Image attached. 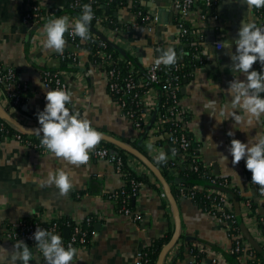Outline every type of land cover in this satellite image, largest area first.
<instances>
[{"label": "crops", "instance_id": "obj_1", "mask_svg": "<svg viewBox=\"0 0 264 264\" xmlns=\"http://www.w3.org/2000/svg\"><path fill=\"white\" fill-rule=\"evenodd\" d=\"M126 1L143 8L147 13H158L160 17V22L153 31L139 24L125 37L127 46L132 48L130 55L135 62L133 63L135 68L138 67L136 64L144 67L154 61L153 58L146 62L147 50H152L154 56H158L156 49L169 46L175 49L181 44L177 13L172 0ZM41 2L50 10L49 18L58 16L69 18L71 17L69 14H73L66 12L68 0ZM201 7H205V4L201 3ZM27 10L25 0H0V63L16 71L18 77L29 85V90L24 93V113L16 112L14 117L26 125L36 126V121L33 120H38L37 113L42 111L47 103L46 92L51 90L43 83L42 71L45 68L56 69L62 72L67 91L72 93V103L68 105L70 110L80 112L81 116L86 117L98 131L136 147L139 141L138 133L132 123L122 115L110 95L107 72L96 64L88 67L91 64L90 52L69 42H66L65 48L68 52L76 54L79 64L63 66L59 53L42 47L39 38L42 36L44 22L32 28L24 22ZM256 10L255 8L250 10V21H256ZM212 11L220 14L221 24H218L211 14L204 21L198 11L190 16L201 31L203 52L209 45L216 55L211 59L204 56L205 64L190 73V78L181 89L182 103L191 116L188 138L191 150L199 155L204 164L210 166L212 173L229 178L233 182L231 196L234 209L235 198L239 196L235 197V193L232 192L236 191L241 195L239 215L242 223L259 243L260 235L257 228L261 227L260 217L264 218V193L251 183L246 160L242 159L239 164L233 165V158L228 149L233 138L247 143L250 136L264 132V116L256 123L255 128L247 129L245 132L239 130L240 124L235 125L234 119H227V116L220 117L226 120L218 123L211 114L212 108L208 106L214 100L217 104L213 106L214 111L218 107L223 109L232 99L226 92L229 82L236 78V75H239L241 80L246 79L244 74H234L231 71L233 62L228 54L229 49L217 45L225 42L232 45L231 51L235 52L234 40L238 38V30L247 13V5L242 0H217ZM135 14L136 12L132 13L129 9H123L119 14L120 22L132 20ZM72 17L71 20H74L77 15ZM107 28L109 31L110 28ZM108 31L101 30L106 35ZM107 36L114 44L118 42L123 44V40L116 42L111 34ZM37 80L40 83H37ZM2 100L3 95L0 91V101L3 102ZM229 130L234 132V137L227 135ZM140 145L142 147L140 150L161 170L170 160H179V167L182 164L180 158L170 152L169 147L164 150L168 155L167 164H164L157 163L145 147L141 143ZM219 153L228 156L227 166L220 159ZM133 156L129 161L130 165L138 172L145 173L149 179V182L142 186L139 197L134 200L136 207L134 211L141 214L140 220L121 215L110 199V195L121 189L125 182L107 162L90 155L87 163L72 165L38 149L35 145H26L8 135L0 136V226H7L37 214L54 212H59L74 221L97 216L91 229L92 244L85 248H76L77 255L72 264H136L137 253L149 246L153 239L163 237L171 230L174 233L176 221L162 184L153 173L145 169L146 165L141 160L134 156L145 167H141ZM57 168L67 171L73 182V187L66 196L60 195L54 185L41 186V181L46 179L48 171ZM231 170L239 175L240 181ZM170 186L173 190L172 183ZM246 201L252 204L248 218L245 215ZM177 202L181 218V235L177 243L182 246L187 239L191 241L192 246L206 248L201 252L203 255L198 264H214L213 252H219L228 260L227 257L230 255L227 249L232 241L223 227L209 217L194 200L178 197ZM0 246L11 252L14 243L2 240ZM29 247L35 252V247ZM190 259L191 254L185 248V258L179 264H188ZM5 264H8L7 260ZM30 264L37 262L33 260ZM41 264L45 262L41 260ZM238 264L244 263L239 260Z\"/></svg>", "mask_w": 264, "mask_h": 264}, {"label": "built area", "instance_id": "obj_2", "mask_svg": "<svg viewBox=\"0 0 264 264\" xmlns=\"http://www.w3.org/2000/svg\"><path fill=\"white\" fill-rule=\"evenodd\" d=\"M25 1L28 5V10L24 15V22L29 24L31 28L37 25L39 26L43 22L45 24L49 19L50 10L42 4L41 0ZM97 3L98 0H89L86 3L83 2V0H73L70 7L72 9L80 8L82 10L84 4H90L93 10L94 5ZM216 3L217 0H205V7H201L200 0H172L173 8L177 13L180 42L182 43L185 37L191 36V43L201 47L197 51L198 59L202 58L203 53L201 46V31L197 28L198 25L192 22L190 16L193 12L198 11L201 19L204 21L208 18L209 14H211L212 18L218 24H221L222 21L220 19V14L216 11L211 12ZM261 9L263 8L256 10L255 23L257 26H264V13ZM75 15L76 14H69L71 17ZM71 17H69L70 20ZM134 17L135 18L132 20L120 22L119 26L112 27L110 25L105 26L102 23V19L100 17H95L94 15L93 19H95V22L94 25H92L94 31L89 33L90 39L82 41H92V39L97 36L95 31H108L107 27H109L110 29L107 35L111 34V37H114L116 42L123 40V44L118 42V44L115 45L119 48L125 49L128 53H131L132 48L127 46L125 39L128 32L139 24L145 25L149 31H153L155 26L160 22L158 13H144L142 11H137ZM101 33L104 34L103 32ZM70 35L72 37V44L80 47L79 43H74L76 36L72 35L71 31ZM107 35L104 34L108 39L109 37ZM92 54L95 55L94 53ZM60 55L63 59L67 56L68 58H72L73 62L70 63V65L79 64L76 54L74 52H68L65 47L63 53ZM100 56L102 57V60L97 63L96 66L107 72L109 93L120 108L122 115L132 123L138 133L140 143L145 147L148 153L154 157L158 151H164L169 147L171 152V149L174 148L176 150V157L180 158L185 164H187L186 162H189L190 169L199 170L200 164L203 163V161L198 154L191 150L190 140L188 138V127L191 121V116L189 110L182 103L181 89L184 86L181 79L182 76L176 74V72L181 70L183 66L178 62V58L182 56V53H180L179 57L177 55V63L172 66L165 67L163 64L157 65L155 61H152L145 67L144 75L135 68L133 62L128 59H123V62H127V65L129 66V69L127 70L129 75L123 79V84L121 83L120 78L121 72L116 67L117 62L113 59L112 53L103 51ZM253 70L264 71V68H262L258 61L253 65ZM162 71L166 74H176L175 78L171 76H162ZM133 74H136V76H132ZM42 76L43 83L46 85L45 87L49 89L63 88L67 90V84L61 71L44 69L42 71ZM158 83H162V87L158 88L156 86ZM140 86L147 87V90L144 92L141 91L138 89ZM28 90L29 85L18 77L16 71L0 64V91L3 95V102H1V104L3 103L2 105L13 116L14 114L12 111L16 110L15 108L23 103L24 93ZM9 108H11L12 111L9 110ZM33 121H36V126H40L37 119H34ZM14 128L17 131L10 134L7 128L2 126V134L0 136H11L26 145H35L38 149L47 152L40 145L41 137L35 134H26L16 127ZM24 134H26V136ZM151 142H154L153 151L149 152L146 146ZM125 154L126 159L123 155L113 151L105 145H98L90 153L91 157L100 159L113 166L115 171L125 182L122 189L110 195V199L117 206L118 212L121 215L132 217L134 220H140L141 214L134 211L128 205V200L124 197L127 196L125 187L128 185L131 186V195L136 201L137 197H139L140 190L145 183L143 181H138L135 178H128V173L124 165L125 160L128 162L131 160L132 155L126 151ZM133 158L137 160L136 162L141 167H145L137 158L134 156ZM178 164L179 160H170L167 164L171 172H174L175 175H179L184 169V166L179 167ZM204 167L212 173L209 165L204 164ZM145 169L149 173H152L147 167H145ZM212 174L214 176H209L211 186L199 183L188 186L176 182L180 197L194 200L197 193H202L206 196L209 205L204 209L202 208V210L223 227L232 241L231 246L227 249V253L236 254L237 258L244 264H252V260L261 263V259L257 256V253L250 248L252 245L246 238L244 232L238 231L236 227V217L238 214L234 209V201L231 196V190L234 187L233 182L229 178L220 177L214 173ZM251 209V202L246 201L245 215H247V218L249 217ZM64 217L65 216L59 212L45 215L37 214L30 218L17 220L7 226H0V241L7 240L15 244V241L19 239L23 240L29 246L35 247L36 242L33 238V234L37 226H39L41 228H46L55 234H59L66 247L69 244L74 248H85L90 246L93 242V236L87 226L93 224V221L97 216H88L86 219L79 221L70 219L64 220ZM260 222L264 223V218H261ZM67 229L69 230L68 235H66ZM257 230L260 235L259 243L264 247V226L259 229L257 228ZM179 244V242L176 243L172 250H170L166 257L165 264H173L174 258L181 248V244ZM195 247L196 246H192L188 250L191 254V259L188 261V264H197L196 254H194ZM196 249L199 253L206 250V248L201 247H196ZM213 253L214 264H230L229 261L219 252ZM136 264L154 263L149 256V253L142 249L137 253Z\"/></svg>", "mask_w": 264, "mask_h": 264}, {"label": "clouds", "instance_id": "obj_3", "mask_svg": "<svg viewBox=\"0 0 264 264\" xmlns=\"http://www.w3.org/2000/svg\"><path fill=\"white\" fill-rule=\"evenodd\" d=\"M242 2L247 5V13L238 30V38L234 40L235 52L231 51L232 45L225 42L217 47L229 49L228 54L233 62L231 71L234 74H244L246 79L241 80L239 75H236V78L229 82L226 92L232 99L223 109L218 107L214 111L213 106L217 105L214 100L208 106L212 108L211 114L218 123L226 120L220 117L227 116V119H234L235 125H241L239 130L247 132V129L255 128L256 123L264 116V71L253 70L257 61L264 68V26H257L249 17L251 9L264 8V0ZM93 18L90 4H84L81 13L74 20L70 21L67 16L49 18L43 25L42 36L39 38L42 47L62 54L66 44L65 34L69 31L81 40L90 39L89 28ZM155 51L159 53L158 56H154L152 50H147L146 62L154 58L157 65L172 66L177 63V52L173 47ZM213 52L215 51L208 45L202 55L211 59L216 55ZM37 83L40 81L37 80ZM46 101L45 108L37 113L40 127L34 130L35 134L41 137V147L51 156L69 164L87 163L90 153L103 139V134L93 127L86 117H82L80 112L70 110L68 105L72 103L71 92L63 88H51L46 92ZM227 135L234 137L235 134L229 130ZM153 145L154 142L147 144L149 152L153 151ZM228 151L233 158V165L239 164L242 159L246 160V168L251 172V183L258 185L261 193H264V132L250 136L247 143L233 138ZM171 152L176 154L174 148ZM219 157L227 166L228 156L219 153ZM154 159L157 163H167L168 155L164 151H158ZM232 172L240 181L239 175L235 171ZM53 185L60 195L66 196L73 187L70 174L62 168L49 170L46 179L41 181V186ZM33 238L36 242L35 252L19 239L15 241L11 252L0 246V264H5L6 260L8 264H30L33 260L37 264H41V260L45 264H72L77 255L76 248L71 244L66 247L59 234L46 228L37 226Z\"/></svg>", "mask_w": 264, "mask_h": 264}, {"label": "trees", "instance_id": "obj_4", "mask_svg": "<svg viewBox=\"0 0 264 264\" xmlns=\"http://www.w3.org/2000/svg\"><path fill=\"white\" fill-rule=\"evenodd\" d=\"M88 1L89 0H83V2H85V3ZM72 2H73V0H68V4L66 6V12L73 13V14H76L79 16V14L81 13V9L80 8L72 9L70 7ZM200 2L202 4L203 3L205 4V0H200ZM125 8L127 10L129 9L132 13L137 12V11H142L144 13H147L143 8L136 6L134 4H130L126 0H98V3L95 4L93 7V13H94L95 17H100L102 19V23L105 26L110 25L112 27L113 26L116 27V26L120 25L119 14L123 11V9L125 10ZM261 10L264 13V8ZM57 13H59V12H57ZM94 22H95V19H93V21L91 22V25H94ZM89 33H91L90 29H89ZM95 33L97 34V36L94 37L92 39V41L84 42L79 37L76 36L74 43H79V45L81 47L85 48L86 50H88L90 52V54H91V62L90 63L91 64L89 63L90 65H88V67H90V68L93 66V64H97L102 60V57L100 56V54L103 51H106L108 53H112L113 59L117 62L116 67L121 72L120 78H121V83H122L123 79L129 75L127 72V70L129 69V66L127 65V62H123V59H128L129 61H131L133 63H135V62L132 61V57H131L130 53L126 52L122 48L111 45L109 42L104 40L101 36V35H103L101 32L95 31ZM191 38H192L191 36L185 37L184 40L182 41V43L179 44L178 46H176V48H175L178 57L180 56V53H182V56H180L178 58V62H179V64H182L183 66H182L181 70L176 72V74H180L182 76V78H181L182 83H185L190 78V73L193 70H195L197 67L205 64V61H206L203 55H202L201 59L197 58V51L201 47L199 45L192 44ZM65 39H66V42L73 43L72 37L70 35V31L65 34ZM92 53H94L95 55H93ZM59 56L61 58L63 66H68V65H70V63L73 62V59L68 58V56L65 57V59H63L61 57L60 53H59ZM0 64H2V63H0ZM136 66H138L137 70L142 75H144L146 66L141 67V65H137V64H136ZM45 69H51V68H45ZM51 70L57 71L56 69H51ZM161 74H162V76H171L174 78L176 75V74H174V75L166 74L163 71L161 72ZM132 76H136V74L135 75L133 74ZM135 78H137V77H135ZM156 86L158 88H160V87H162V83H158V84H156ZM138 89H140L141 91L144 92L145 90H147V87H141L140 86V87H138ZM23 99L25 100V95L23 96ZM24 100L20 106L15 108L16 110H13V111L11 110L13 114L16 112L24 113V110H23ZM2 126H5L10 134L12 132L15 133L17 131L13 126H11L6 121H4L3 119L0 118V135L2 134ZM26 134H28V133H26ZM26 134H24V135L26 136ZM99 145L107 146L108 148L112 149L113 151L123 155L126 159L125 151L123 149L118 148L114 144L101 140ZM136 147L139 149H142V147L140 145V141H138L136 143ZM186 163L187 164L182 162L181 167L184 166L183 167L184 169L181 171V173L179 175H175L174 172H171L168 165L162 166L163 173L166 176V178L170 181V183H172L173 191H174V194L177 198L180 197V194H179V191L177 189L176 182H179V183H182V184H185L188 186L198 184V183L211 186L209 176H214L211 172H209L204 167L203 163L200 164L199 170L190 169L189 162H186ZM124 166L127 170L128 178H135L136 180L143 181L144 183L149 182V179L147 178L146 174L138 172L136 169H134L130 165V163L127 160H125ZM125 188L127 191V196H124V197H125V199L128 200V205L134 210L136 207H135V203H134V197L131 195V186L128 185ZM234 193H235V195H234L235 197L239 196L238 198L239 199L241 198V195H238V193L236 191L232 192V194H234ZM194 201L197 203V205L201 209L202 208L204 209L205 207H207L209 205L208 199L202 193H197ZM261 218L262 217H260V219ZM63 219L67 220L70 218L65 216ZM236 219H237L236 227H237L238 231H243L244 225L242 223L241 216L237 215ZM262 226H264V223H261V227ZM87 228L89 231H91L92 224L87 226ZM172 235H173V230L169 231L168 234L163 236V237L153 239L152 243H150L149 246H147L145 249H143L144 251H147L149 253V256L153 260L154 264L156 263V260L159 256L163 246L166 243H168V241L171 239ZM190 242L191 241H187V239L185 240V242L182 244L179 252L175 256L173 264H179L180 261H182L185 258V248H187V251H188L190 249V247H192L190 245ZM250 248L253 249L257 253V256L262 260L261 263H259L258 261L252 260V264H264L263 256L253 246H250ZM194 254H196V261L198 264L203 253H201V252L199 253L195 247ZM229 255L230 256L227 258H228V261L230 264H238L239 263V259L237 258L236 254H229Z\"/></svg>", "mask_w": 264, "mask_h": 264}, {"label": "water", "instance_id": "obj_5", "mask_svg": "<svg viewBox=\"0 0 264 264\" xmlns=\"http://www.w3.org/2000/svg\"><path fill=\"white\" fill-rule=\"evenodd\" d=\"M91 31H94V28L92 25H90L89 28ZM104 40L109 42L111 45L116 46L113 42L109 41L104 35H101ZM0 118L6 121L7 123L13 125L14 127L18 128L20 131L23 133H28V134H35L34 130L40 126H29L21 121H19L17 118H15L12 114H10L5 107L1 104L0 101ZM103 134V141L112 143L115 146H117L120 149H123L126 152L131 153L132 155L136 156L139 160L142 161L144 165L158 178L160 183L162 184L166 197L170 204L172 205L173 212H174V217L176 221V229L171 237V239L166 243L157 260L156 264H165L166 257L170 250L176 245L179 237H180V223H181V218H180V213H179V206L177 202V198L175 197L173 190L170 186L169 181L167 180L166 176L164 175L163 171L150 159L149 156H147L143 151L138 149L137 147L133 146L130 143H127L123 140H120L114 136L105 134L104 132H101ZM36 135V134H35ZM235 209L236 213L239 215L240 214V204H239V198H235ZM243 232L246 236V238L249 240L250 244L262 255L264 256V247H262L249 233V231L246 229L245 226H243ZM69 230H66V235H68Z\"/></svg>", "mask_w": 264, "mask_h": 264}]
</instances>
